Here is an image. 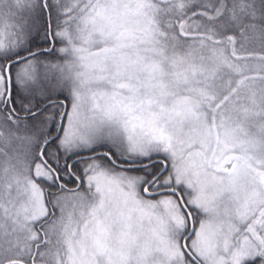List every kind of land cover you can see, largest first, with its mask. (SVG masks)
Masks as SVG:
<instances>
[{
    "label": "snow or ice",
    "instance_id": "obj_1",
    "mask_svg": "<svg viewBox=\"0 0 264 264\" xmlns=\"http://www.w3.org/2000/svg\"><path fill=\"white\" fill-rule=\"evenodd\" d=\"M0 264H264V0H0Z\"/></svg>",
    "mask_w": 264,
    "mask_h": 264
},
{
    "label": "trees",
    "instance_id": "obj_2",
    "mask_svg": "<svg viewBox=\"0 0 264 264\" xmlns=\"http://www.w3.org/2000/svg\"><path fill=\"white\" fill-rule=\"evenodd\" d=\"M71 187V185H69Z\"/></svg>",
    "mask_w": 264,
    "mask_h": 264
}]
</instances>
